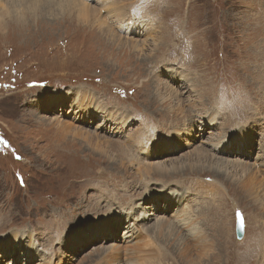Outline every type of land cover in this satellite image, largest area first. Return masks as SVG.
Wrapping results in <instances>:
<instances>
[{
    "label": "rangeland",
    "instance_id": "374dc122",
    "mask_svg": "<svg viewBox=\"0 0 264 264\" xmlns=\"http://www.w3.org/2000/svg\"><path fill=\"white\" fill-rule=\"evenodd\" d=\"M102 1L86 3L108 5L111 0ZM114 1L117 8L110 21L108 11L91 6L87 18L78 17L66 0H0V264H34L41 256L62 264H264V191L248 182L262 180L264 187V163L253 164L255 157L264 162V153L258 155L264 149V117L261 114L259 121L253 117L257 110H264V71L253 66L255 53H264L261 43H253L257 29L264 33V6L259 5L264 0ZM123 11L138 20L144 17L148 30L134 28L136 20L118 22L115 13ZM152 28L158 33L150 40H135L149 36ZM137 32L140 37L135 36ZM158 37L162 45L152 54L146 48ZM125 41L136 43L137 52ZM171 68L188 78L190 88L182 81L171 84L170 76L178 81L180 77ZM156 91L160 97L154 100L151 95ZM170 91L181 97V103L170 100L172 105L194 104L184 116L173 117L171 103L162 100ZM201 92L197 100L204 101L193 103L192 98ZM95 107L102 110L89 116ZM211 110L216 113L218 131L253 132L249 146L243 143V132L236 141L227 139L231 146L225 156L248 165L251 174L257 173L254 179L251 175L241 179L238 170L230 169L219 180L211 169L200 173L184 167L197 148L210 149L208 145L218 140L217 129L200 123L195 113L203 116ZM194 119L197 134L188 127ZM193 134L196 140H191ZM122 142L130 148H123ZM158 142L172 153L156 159L161 156ZM142 145L146 154L138 150ZM136 152L148 159L140 163L180 162V171L164 178L156 172L164 169L159 166L151 171L143 164L136 168L124 157ZM142 184L150 187L151 198L158 194L153 186L189 192L186 203L196 207V215L213 204L202 220L206 228L198 225L206 242L196 244L185 234L183 239L179 230L164 228L165 224L157 230L158 220L171 217V204L157 217H149L135 244H122L129 235L125 232L103 239L127 227L125 211L108 213L110 202L137 212L135 204H130L147 196ZM214 185L216 194L206 198ZM236 210L244 219L240 240L235 236ZM254 238L262 242L261 248L249 249ZM17 241L33 245L24 251L34 252V257L20 254ZM113 248L123 251L121 261L107 262L104 255H112Z\"/></svg>",
    "mask_w": 264,
    "mask_h": 264
},
{
    "label": "bare ground",
    "instance_id": "6f19581e",
    "mask_svg": "<svg viewBox=\"0 0 264 264\" xmlns=\"http://www.w3.org/2000/svg\"><path fill=\"white\" fill-rule=\"evenodd\" d=\"M84 1V2H83ZM95 1V0H94ZM102 1V0H101ZM105 1H108V0H105ZM105 1H102V2H105ZM116 1H114V2H112V0L110 1V3L107 5V4H105V3H100V5H91L90 4V6L91 7H94L95 9H101V10H106V11H108L109 12V15H108V17H110V21L112 20V12H113V10H115L117 7H116V5L114 4ZM255 2V1H254ZM253 2V3H254ZM99 3V2H98ZM117 3V2H116ZM114 4V5H113ZM65 5L67 6V7H69V8H71L70 10L72 11V12H75L76 13V15L78 16V17H82V18H87L88 17V15L91 13V9L92 8H90V6L86 3V0H66V2H65ZM107 5V6H106ZM259 5H262V6H264L261 2L259 3ZM256 2L254 3V6H259ZM94 13V12H93ZM95 14V13H94ZM133 16V15H132ZM222 17V16H221ZM114 18H116V20L118 21V22H129L130 21V19L131 20H136L135 22H134V28H137V29H144V30H148V28H149V23H148V21L146 20V19H140V20H138L137 19V17H135V16H133V17H131V16H125V13H124V11H123V13H115V17ZM133 18V19H132ZM251 19V18H250ZM115 20V19H114ZM114 21V22H117V21ZM150 20V19H149ZM113 22V21H112ZM119 23V24H120ZM118 24V25H119ZM222 25V24H221ZM100 26H102V28H104V29H106V28H108L106 25H104V23H100ZM131 26V25H130ZM152 26V25H151ZM120 27V26H119ZM126 30V29H125ZM124 30V31H125ZM107 31L109 32V33H111L112 34V32H111V30H109V29H107ZM136 31H138V30H136ZM213 31V30H212ZM133 32V31H132ZM126 33V32H125ZM156 33H158V32H156V31H154V28H152V31L150 32V35L149 36H145L144 38H142V39H135V40H137V42L139 41V42H142V40H144V41H146V40H150L151 38H152V36L154 37L155 36V34ZM145 34V33H144ZM128 35H130L129 33H128ZM135 36H137V37H140V32H137L136 34H135ZM132 41V40H131ZM138 42V43H139ZM163 42V41H162ZM117 43L118 44H120L121 45V43L119 42V41H117ZM125 44L124 45H127V47H129V49L131 50V49H133L135 52H137V47H138V45L136 46V43H134V42H127V41H125L124 42ZM253 43H261V45L264 47V33L263 32H261L259 29H257V32H256V38H255V40L253 41ZM162 45V43H161V37H158V39L155 41L154 40V42H153V45H149L150 47L148 48H146V49H148L152 54L153 53H156V52H158L159 51V48H160V46ZM168 46H169V44H167ZM141 49V51H143L142 50V48H140ZM165 50H168V47L167 46H165V48H164ZM151 56V55H150ZM154 57V56H153ZM198 57V56H197ZM153 59V58H152ZM253 66H254V69H260L261 71H264V53L262 54L261 52H256L255 53V56H254V58H253ZM170 71L173 73V74H176L177 76H180V77H178L179 78V81H178V79H175V77L174 76H170L171 77V79H170V82H171V84H173V85H176V84H178V82L180 83V81H182L184 84H186V85H188V87L190 86L189 85V81H188V78L187 77H184L183 75H181V74H177V73H175V70H174V68H171L170 69ZM232 72V71H231ZM240 72V71H239ZM257 72H259V71H257ZM257 79V78H256ZM172 80V81H171ZM260 80V79H259ZM173 82V83H172ZM258 83H260V82H258ZM257 84V83H256ZM166 88V87H165ZM190 88V87H189ZM196 88V87H195ZM194 89V88H193ZM191 90V89H190ZM211 91V90H210ZM171 93H168V98H163L162 100H166V102H169V103H171V105H172V102H170V100H173V99H175V100H178V102H180V96H179V92L177 93V92H173V91H170ZM164 94V93H163ZM183 94V93H182ZM181 94V95H182ZM202 94H204V93H202L201 92V95H199V96H196L195 98H192L193 99V103H200V102H203L204 101V98L200 101V100H197L198 98H200L201 96H202ZM213 95V94H212ZM152 96V98L155 100V99H159V97H160V95L158 94V91H156L155 92V94H153V95H151ZM198 97V98H197ZM62 99L63 98H61V102L60 103H62ZM44 101V100H43ZM45 101H46V104L47 105H52V101H47L46 100V98H45ZM83 102H85L86 104H89V105H91V101L88 99V98H84V100H83ZM50 103V104H49ZM174 103V102H173ZM176 103V102H175ZM181 103V102H180ZM191 103V102H190ZM57 103L56 102H54L53 103V105H56ZM194 104H189L188 106H183V103L182 104H179V105H176V106H174V105H172V110L174 111V112H172L171 113V115L173 116V113H174V116L173 117H176L177 115H179V114H181V115H185L186 114V109H189L190 110V108H192V106H193ZM203 105V104H202ZM59 106V105H58ZM258 107V106H257ZM63 108V107H62ZM243 108H244V106H243ZM248 108H250V106L248 107ZM205 109V108H204ZM99 110H102V109H100V108H98V107H95V109L94 110H92V112H91V114L89 115V116H91V117H93V116H95L98 112H99ZM170 110V109H169ZM203 110V109H202ZM243 110H245V108L243 109ZM60 111H61V109H60ZM59 111V112H60ZM168 111V110H167ZM256 111V110H255ZM71 112V111H70ZM169 112V111H168ZM64 113V116L67 114V112L66 111H64L63 112ZM192 113H194V112H192ZM195 113H197L198 115H199V118H197V119H202V121L200 122V123H209V124H211L212 126L211 127H214L215 129H217V131H216V137H217V141H213V143H211L210 145H208V146H210V149H206L205 147L204 148H197L192 154H190V156H187V158L185 159L186 161H187V166H184L186 169H188V170H190V171H195L196 170V172H200V173H202V172H204L205 171V169L206 170H212V174L215 176V177H217V178H219V180L221 179V178H223L224 176H228V174H229V171H230V169H232V172H237V170H238V173H240V178L241 179H245V178H247V177H249L250 175H251V177H252V179H254L255 177H257L256 176V172L255 173H253V174H251V168L248 166V165H246L245 163H241V162H233V161H231V160H229V158H228V156H225V155H229L230 153H229V148H230V146H231V144H229L228 143V141H227V139H229V138H232L233 139V137H235L236 139H233V141H236L237 140V138H238V136H239V134H241L242 132L243 133H246V138H245V140L243 141V143L245 144V143H247V141L248 142H252V140H253V132H251V134H249L248 132H245L244 131V129L242 128V129H238V128H236L233 132H231V133H227V132H224V130L222 131V132H220V131H218V129H219V125L216 123L217 122V119H216V113L213 111V110H211V111H209L208 113H206V112H204V113H206L205 115H203V116H201L198 112H195ZM194 113V114H195ZM193 114V115H194ZM202 114V113H201ZM261 114H262V116L264 117V110L261 108V109H259V110H257L254 114H253V117H255V118H257V121H259L260 119H261ZM193 115H192V117H193ZM182 116V117H183ZM77 116H75L73 119H75ZM79 118H81L80 116H78ZM67 118H71V117H67ZM79 118H76V119H79ZM179 119V118H178ZM234 120V119H233ZM177 121V120H176ZM121 122H122V120L120 121V123H118L119 125L121 124ZM174 122V121H173ZM196 122V123H195ZM172 123V122H171ZM192 123L193 124H190V126H188L190 129H194V128H196V124H197V121H196V119H194V121H192ZM195 123V124H194ZM173 124V123H172ZM229 124V123H228ZM51 126H57V128H61V126H58L57 124H55V125H52V124H50ZM198 125V124H197ZM221 126L222 127H225V126H223L222 124H221ZM254 126L255 127H257L258 125H257V122L256 123H254ZM98 127V126H97ZM96 127V128H97ZM120 127H121V125H120ZM119 127V128H120ZM114 128V127H113ZM225 128H227V127H225ZM254 128V127H253ZM263 129H264V124H263V127H262ZM261 127H260V130H262L263 131V129H262ZM252 129V128H251ZM250 129V130H251ZM120 130V129H119ZM118 130V131H119ZM118 131H116L115 133H117L118 134ZM198 130L197 129H194V134L196 133H198L197 132ZM180 133H181V130H180ZM215 133V132H214ZM213 133V134H214ZM183 134H184V131H183ZM194 134H193V139H191V140H196V139H194ZM237 136V137H236ZM167 137V136H166ZM149 138V137H148ZM185 138V137H184ZM263 138H264V136H263ZM88 139H90V137H88ZM172 139L173 140H175L176 142H177V138H176V136H172ZM145 140V139H144ZM132 141H133V139H132ZM140 141H142V140H140ZM143 142V141H142ZM145 142V141H144ZM238 142V141H237ZM159 143H161V142H158V143H156V150L157 151H159L160 152V154H161V156L160 157H156V159L157 158H161V157H163V153H165V154H168V153H172V152H168V151H166L163 147H161V145L159 144ZM146 144V143H145ZM177 144H178V142H177ZM202 144H204V143H202ZM240 144V143H239ZM122 145H123V142H122ZM131 145V147H133V145L132 144H130ZM117 146V145H116ZM124 146V145H123ZM147 146V145H146ZM203 146H205V145H203ZM207 146V147H208ZM247 146H249V144L247 143ZM262 146H263V144H262ZM125 147H129V145H127V146H124L123 148H125ZM180 147V146H179ZM120 148V147H119ZM130 148V147H129ZM153 148H154V146H153ZM178 148V147H177ZM243 148V147H242ZM249 148V147H248ZM145 149H146V147H144L143 148V145H142V147H141V149H138V150H142L145 154L147 153L146 151H145ZM261 149V148H260ZM122 150V149H121ZM125 150H128V152L127 153H129V149H125ZM155 150V151H156ZM232 150V149H231ZM245 150V149H244ZM151 151V150H150ZM250 151V150H249ZM253 151V150H252ZM237 152V151H236ZM153 153V152H152ZM243 153V152H242ZM262 153H264V149L263 150H259L258 151V155H260V154H262ZM133 153H131L130 155H128V154H125V158L127 159V162L128 163H130V164H135L136 163V168H137V165H140V164H143L144 165V168L145 169H150V171L152 170V168L156 165V166H159V167H161V168H164V169H156V172L157 173H160V174H163V177L164 178H171L172 176H175V172H179L180 171V168H178L179 167V165H182V163H180V162H170L169 164H163V163H157V162H153V164H151V163H149L148 165H147V163H140V161H145V160H148L147 158H145V159H142V157H140V155H139V153H134L133 155H132ZM155 154V153H154ZM236 154V153H235ZM156 155V154H155ZM240 155V154H239ZM238 155V157H240ZM147 156V155H146ZM153 157H155L154 155H152L151 156V158H153ZM231 157V156H230ZM253 157V156H252ZM251 157V158H252ZM262 157H263V160H264V155H262ZM150 158V159H151ZM241 158V157H240ZM149 159V160H150ZM255 160L257 161L256 162V164H255V162L253 163L254 165H256V166H258V165H262L264 162H262L261 160L262 159H260L259 157H255ZM254 160V161H255ZM158 161H160V159H158ZM138 167H140V166H138ZM214 167V168H213ZM182 169V168H181ZM185 170V169H184ZM150 171H148V173L150 174ZM210 172V171H209ZM228 172V173H227ZM152 174V173H151ZM154 174V173H153ZM216 180V179H215ZM248 182H254L256 185H260L261 187H262V190L261 191H264V187L262 186L263 185V182H262V180H258V182H257V180H249ZM211 184H213V183H211ZM143 186H144V188H146L147 189V196H145V198L143 199V200H138L139 201V203H138V201H132L131 202V204L130 205H134L135 204V207H136V209L135 210H137V212H134V211H132V210H130V209H127L126 207H122V208H118V207H121V205L120 206H118L117 207V204L116 203H114V202H110V207H109V210H108V213H110L113 209H115L118 213H120V212H124L125 211V213H124V220H125V222H126V224H127V227L125 228V230H124V228L122 227H120L121 228V230L123 229V231H120V230H118L117 232H116V234L115 233H112L111 235H109V236H106V237H103V239L105 238V239H108L109 237L110 238H115V236L114 235H118L120 232L121 233H123V232H125V233H128L129 235L126 237V239H124L123 241H122V244H126V243H129V242H133L132 244H135L136 242H138L139 240H140V238L142 237V234L144 233V230H145V228L144 227H146V225H147V222H149L150 221V218L149 217H157L156 215L159 213V212H162V210L163 209H165L169 204H171L169 207H171L170 208V210L171 211H169L168 213L170 214V218L168 219V220H165V221H163V220H158L157 221V223H156V226H157V230L158 231H160L161 229H163V226H161L162 224H165V226H164V228H167V227H170V226H172L175 230H179L178 232L180 233V235L181 236H183V239H185L186 237H187V239L188 240H190V241H192V242H194V243H196V244H200L201 242H206V240H205V238H204V236H203V232H202V229H200L199 227H198V225L199 224H201L202 223V220L206 217V214L209 212V210H210V206H212L213 204H209V207L205 210V212L204 213H202V208L199 210V213H197V215L196 214H194L193 212H195L194 211V208H196V207H194L193 209L192 208H190L189 206H187V200L189 199V192H185V191H182V190H178V189H176V188H171V187H167V186H156V188L153 186V187H151L152 189H155V190H157V195H154V198H151V195L149 194V192H150V187H148V185H145V184H142ZM205 185H207V184H205ZM143 188V189H144ZM215 188V185H214V187H212L211 186V190H208V192L206 193V198H208V197H211L213 194H216V190L214 189ZM211 193H213V194H211ZM163 196H162V195ZM153 195V194H152ZM192 199L193 198H195L196 199V203L197 204H199L200 203V201H199V199H197L196 197H194V196H190ZM145 199H147L148 201H147V203H143L144 201H145ZM187 199V200H186ZM123 200V199H122ZM194 200V199H193ZM221 201L223 200H225V198H221L220 199ZM189 201H190V199H189ZM195 201V200H194ZM221 201H219L220 202V204H222V202ZM137 202V203H136ZM123 203H124V201H123ZM163 203V204H162ZM185 203V204H184ZM193 203V202H192ZM163 206H162V205ZM174 204H176L177 205V207L176 206H173ZM189 204V203H188ZM161 206H162V208H161ZM168 207V208H169ZM199 207V206H198ZM200 208V207H199ZM198 209V208H197ZM151 210H153V212L151 213ZM147 212V213H146ZM107 213V214H108ZM154 213V214H153ZM106 214V215H107ZM105 215V216H106ZM100 217H104V216H100ZM166 217H167V214H166ZM121 220V219H120ZM145 220H148V221H146L145 222ZM202 225H203V227L204 228H206V226H204V224L202 223ZM201 227V226H200ZM115 228V227H114ZM119 228V229H120ZM140 228H142V231L140 230ZM258 228H259V226H258ZM126 229H128V230H126ZM258 230V229H257ZM262 230V229H261ZM181 231V232H180ZM183 232V233H182ZM261 232V231H260ZM85 234H86V236H90V231L89 230H86L85 231ZM100 233H98L97 235H99ZM186 235V237H185V235ZM257 231H256V234H255V237L257 236ZM261 234V233H260ZM101 235V234H100ZM68 236H69V234L68 235H66V236H64V238L63 239H67L68 238ZM149 237H152L151 236V234L149 235ZM252 237V236H251ZM153 238V237H152ZM95 239H97V238H95ZM94 239V240H95ZM252 239H253V237H252ZM257 239L258 238H254V240H253V243L252 244H250L249 245V249L252 247V246H258L259 245V247L261 248V246H262V242H261V244L257 241ZM15 240H17L16 238H15ZM8 241H10V242H12L11 241V238H9L8 239ZM21 241H24L23 239L21 240ZM26 241V240H25ZM117 241H118V239H117ZM116 241V242H117ZM18 245H19V250H21L20 251V254H27L28 255V259H30V258H32V257H34V252H29V251H24V249H26V250H29L30 248H32L33 247V245H30V244H27V242H26V246H23L22 245V243L20 242V241H17L16 242ZM113 243V242H112ZM111 243V244H112ZM12 243H7V245H11ZM155 245L157 246V243L155 242ZM77 246L78 245H76V248H77ZM18 248V247H17ZM14 249V248H13ZM124 249H128V246H126ZM248 249V250H249ZM33 249H31V251H32ZM77 250V249H76ZM106 250V249H105ZM15 251V250H14ZM76 252V251H75ZM121 252H123L122 250H121V248L120 249H118V248H113V250H112V255L111 254H108V253H105V258H106V260H107V262L110 260V261H112V262H119V261H121L120 260V254H121ZM58 255V254H57ZM195 255H196V253H195ZM252 255V254H251ZM39 256V255H38ZM104 256H103V258H104ZM56 256H54V258H55ZM251 257V256H250ZM256 257V256H255ZM122 258V257H121ZM37 259H38V257H37ZM53 258H48V257H45V258H42V256H41V259H38L34 264H62V263H60L56 258V260H52ZM46 260V261H45ZM104 260V259H103ZM25 261V260H24ZM3 262V261H2ZM56 262V263H55ZM252 263V261H250L249 262V264H251ZM122 264H125L124 262H122ZM261 264V263H260Z\"/></svg>",
    "mask_w": 264,
    "mask_h": 264
},
{
    "label": "water",
    "instance_id": "95a60500",
    "mask_svg": "<svg viewBox=\"0 0 264 264\" xmlns=\"http://www.w3.org/2000/svg\"><path fill=\"white\" fill-rule=\"evenodd\" d=\"M237 213L241 212L239 210L235 211V236L236 239L240 240L243 237L244 234V219H243V215L241 214V218H237Z\"/></svg>",
    "mask_w": 264,
    "mask_h": 264
},
{
    "label": "snow or ice",
    "instance_id": "6c2138e0",
    "mask_svg": "<svg viewBox=\"0 0 264 264\" xmlns=\"http://www.w3.org/2000/svg\"><path fill=\"white\" fill-rule=\"evenodd\" d=\"M17 159H19V157H17ZM237 218H241V214L240 213H237Z\"/></svg>",
    "mask_w": 264,
    "mask_h": 264
}]
</instances>
